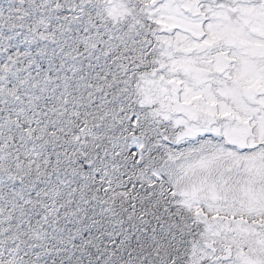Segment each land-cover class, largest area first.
Instances as JSON below:
<instances>
[{"label":"snow or ice","instance_id":"1","mask_svg":"<svg viewBox=\"0 0 264 264\" xmlns=\"http://www.w3.org/2000/svg\"><path fill=\"white\" fill-rule=\"evenodd\" d=\"M0 264H264V0H0Z\"/></svg>","mask_w":264,"mask_h":264}]
</instances>
